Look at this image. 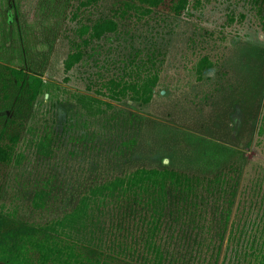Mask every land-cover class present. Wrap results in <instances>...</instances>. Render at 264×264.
Returning a JSON list of instances; mask_svg holds the SVG:
<instances>
[{"label":"rangeland","instance_id":"obj_1","mask_svg":"<svg viewBox=\"0 0 264 264\" xmlns=\"http://www.w3.org/2000/svg\"><path fill=\"white\" fill-rule=\"evenodd\" d=\"M26 1L0 0V264H260L264 0H64L49 28Z\"/></svg>","mask_w":264,"mask_h":264},{"label":"trees","instance_id":"obj_2","mask_svg":"<svg viewBox=\"0 0 264 264\" xmlns=\"http://www.w3.org/2000/svg\"><path fill=\"white\" fill-rule=\"evenodd\" d=\"M37 1H38V4L36 3L35 8H33V5H35V0H29L28 2L27 1L24 2L26 4V5L24 4L25 5L24 7L25 15L27 16L31 12H34L35 9H37L38 13H36V15L39 16L38 19H40L39 20L40 27L49 28L63 14L65 2L64 0H37ZM135 1L136 2L133 5L125 4L126 7L132 9L133 12L139 16H145L148 13H150L151 11L150 9L158 6L160 3H162L163 0H135ZM182 2L185 4L186 0H182ZM178 8L180 9L181 7L179 6ZM178 10L176 9L174 12L178 13L179 12ZM46 11L47 13H46L45 18L41 19V16ZM39 13L41 14V16L39 15ZM109 21L110 22H109V26L107 29L112 30L115 27V24L112 22V20H109ZM35 24H36L35 20H28L25 22L24 29H23V36H22L24 41H27L28 39V32H29L28 27H30L31 25L34 26ZM94 35L95 36L98 35L96 30L94 32ZM2 37H3V29L0 26V40ZM18 71L19 73L23 74L22 70H18ZM17 83L21 85V88L24 89L27 92V94H29V101H30V104H32L33 101L36 99V96L41 86L40 79L36 77H31L28 80H24L23 77H18ZM13 150H14V146L12 145L3 146L0 144V161L8 162L11 159ZM152 174L155 176L157 172L152 173ZM143 175L146 178L148 176L147 174H143ZM108 189H109L108 190L109 193L113 194V192L117 190V186L114 184L111 188H108ZM152 197L154 196H150V198L145 201V205L146 207L151 209L152 214H156V213L159 214L162 211L166 200H151ZM260 264H264V252L260 255Z\"/></svg>","mask_w":264,"mask_h":264},{"label":"crops","instance_id":"obj_3","mask_svg":"<svg viewBox=\"0 0 264 264\" xmlns=\"http://www.w3.org/2000/svg\"><path fill=\"white\" fill-rule=\"evenodd\" d=\"M69 227V226H68ZM64 229H67V228H65V227H63ZM71 229V228H70ZM82 229H86V226H84L83 228H80L79 227V229H76V231L78 232L79 230H82ZM68 231H69V229H68Z\"/></svg>","mask_w":264,"mask_h":264}]
</instances>
